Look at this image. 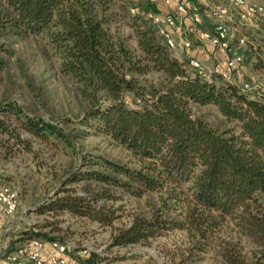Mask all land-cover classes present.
<instances>
[{
    "label": "trees",
    "instance_id": "obj_1",
    "mask_svg": "<svg viewBox=\"0 0 264 264\" xmlns=\"http://www.w3.org/2000/svg\"><path fill=\"white\" fill-rule=\"evenodd\" d=\"M142 6L144 14L160 11L149 0ZM114 11L132 20L134 47L110 30ZM136 13L131 0H0V73L13 55L11 39L41 36L57 71L85 103L79 126L65 130L0 97V158L17 145L31 152L20 130L75 156L76 138L104 135L126 152V162L82 152L78 167L66 172L36 213H68L107 226L110 246L181 229L196 238L197 251H215L219 264H264V83L248 95L226 80L193 74L171 55L155 25ZM245 45L249 52L252 45ZM149 73L159 75L157 85L146 80ZM209 105L232 127L219 130L192 115L193 106ZM117 192L154 194L155 201L115 227L119 214L109 202ZM52 224L19 227L0 257L30 239L61 242ZM97 259L91 253L81 262Z\"/></svg>",
    "mask_w": 264,
    "mask_h": 264
},
{
    "label": "rangeland",
    "instance_id": "obj_2",
    "mask_svg": "<svg viewBox=\"0 0 264 264\" xmlns=\"http://www.w3.org/2000/svg\"><path fill=\"white\" fill-rule=\"evenodd\" d=\"M137 8L138 18H143L146 11L142 6L145 0H131ZM160 11L164 5L159 0H149ZM144 4V3H143ZM164 8L169 9L164 6ZM113 16L110 30L125 39L131 47L135 46L136 38L128 15L122 16L119 11ZM134 12L129 11L132 16ZM144 19V18H143ZM188 24H185V26ZM193 25V24H189ZM239 28H241L239 26ZM257 31V30H256ZM261 36V35H260ZM252 40L258 39L253 34ZM248 52V48L237 50L242 61L237 65L236 83L241 90L247 82L251 89L243 91L251 95L264 83V45L258 43ZM255 41V43H256ZM9 42L13 51L7 58L6 70L0 73V97L14 102L23 111L40 116L44 120L54 122L65 130L76 129L75 122L80 116L85 103L75 95L71 83L57 71V61L41 36H28L24 39H11ZM217 49V48H216ZM183 51V50H182ZM181 53V52H180ZM181 55H184L182 52ZM184 60V59H183ZM223 61V60H221ZM218 59L208 54L202 62L207 68L222 65ZM236 72V69L235 71ZM159 75L149 73L146 80L157 85ZM222 77L214 76L211 80L221 82ZM192 115L219 130L232 127L233 123L226 121L214 106H193ZM19 131V130H18ZM32 146L31 152H24L20 145L16 151L6 158H0V185L9 187L16 193L17 207L12 214L14 227L18 225L42 224L44 220L53 222L57 230L54 235L61 238V243L67 246V256L74 259L75 264H84L81 260L91 253L96 255L94 264H129L131 262L144 264H219L215 251L201 252L192 247L196 242L181 229L164 232L160 236L144 242L118 247L109 245L110 229L100 226L94 221L75 217L68 213L56 216H44L34 211L37 204L58 187L59 180L66 176L81 162L84 152L87 156H101L115 161L126 162L127 154L104 135L88 133L74 140L77 156L70 150L68 153L56 147L54 141H41L24 131H19ZM80 134V133H79ZM12 142V141H11ZM79 156V158H78ZM80 184L76 187L79 188ZM118 198L110 201L117 208L119 216L113 221V226L125 225L131 214L148 210V205L155 201L154 194H144L134 198L117 192ZM12 228V227H11ZM48 227L45 229L47 230ZM14 233H9V235ZM44 257V255H43ZM1 258V257H0ZM0 259V264H4Z\"/></svg>",
    "mask_w": 264,
    "mask_h": 264
},
{
    "label": "built area",
    "instance_id": "obj_3",
    "mask_svg": "<svg viewBox=\"0 0 264 264\" xmlns=\"http://www.w3.org/2000/svg\"><path fill=\"white\" fill-rule=\"evenodd\" d=\"M204 13L212 20L211 29L199 30V37L211 46L226 53L222 65L206 67L200 60L189 57L186 61L188 71L211 80L214 76H221L230 82L237 65L242 61L238 47L245 43V35L235 37L234 32L243 27H255L264 14V7L256 0H199ZM162 5L169 9L159 12L148 11L144 14L156 27L162 42L169 50L176 48L188 49L191 41L186 35L184 23L194 26L201 19L196 7L191 8L188 0H161ZM134 12V9L130 10ZM236 39V45L231 42ZM251 86L245 82L241 91L250 90ZM0 206L6 216H12L16 211V193L5 185H0ZM6 242L1 245V250ZM67 246L56 240L41 241L30 239L24 246L4 257L5 264H75L67 256ZM44 255V257H43Z\"/></svg>",
    "mask_w": 264,
    "mask_h": 264
},
{
    "label": "crops",
    "instance_id": "obj_4",
    "mask_svg": "<svg viewBox=\"0 0 264 264\" xmlns=\"http://www.w3.org/2000/svg\"><path fill=\"white\" fill-rule=\"evenodd\" d=\"M215 1H223V0H215ZM160 5L162 6L161 0H159ZM190 7L194 8L196 7L198 10V13L200 15V23L197 25H189L190 23L185 22L184 23V27H185V31H186V35L187 37L190 39L191 41V47L188 49H180V48H176L174 50H170V53L173 57H175L178 60H183L187 61V59L189 57H194L197 58L198 60H200L201 62H204L205 60H207L208 58V54L212 56L213 59H218L221 61L220 63L223 64L224 60L226 58V53L221 50V49H216L215 47L211 46L209 43H207L206 41H204L203 39H201L199 37V30L201 29H211L212 28V20L204 13V11L202 10V6L200 4L199 0H188ZM256 2H258L259 4H261L264 7V0H256ZM162 9H166L164 8V6H162ZM185 24H188L185 26ZM257 30V31H256ZM235 37L239 36V35H245V43L238 47V50L243 49L245 47H247L245 44H250L252 45V48L255 47V45L258 43H262L264 45V14L261 17V19L259 20L257 26L255 27H243V28H238L235 32ZM253 34L255 36L258 37V39L256 38V40H252V36ZM261 35V36H260ZM256 41V43H255ZM231 42L233 43V45H236V39H232ZM183 50V51H182ZM181 52V53H180ZM182 52L184 53V55H181ZM264 56V53L261 54ZM237 73V68H236V72H233V76L232 78H237L236 74ZM212 79V78H211ZM236 84V83H234ZM12 218L13 216H6V214L2 211L1 206H0V252H1V245L8 241L12 236L15 237L13 234L9 235V233H15L18 229H19V221L18 223L15 224V226L13 227L11 225L12 223ZM12 227V228H11ZM2 259H4L3 257H1ZM0 258V259H1ZM5 264V263H4Z\"/></svg>",
    "mask_w": 264,
    "mask_h": 264
}]
</instances>
